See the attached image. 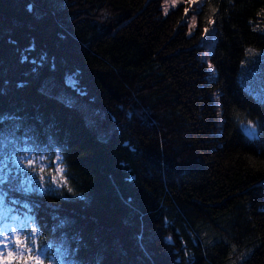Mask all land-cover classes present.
Segmentation results:
<instances>
[{"label":"trees","instance_id":"16d2710c","mask_svg":"<svg viewBox=\"0 0 264 264\" xmlns=\"http://www.w3.org/2000/svg\"><path fill=\"white\" fill-rule=\"evenodd\" d=\"M58 1L0 0V202L32 216L24 262L264 264V0Z\"/></svg>","mask_w":264,"mask_h":264},{"label":"rangeland","instance_id":"374dc122","mask_svg":"<svg viewBox=\"0 0 264 264\" xmlns=\"http://www.w3.org/2000/svg\"><path fill=\"white\" fill-rule=\"evenodd\" d=\"M49 4L59 6L61 4L58 0H47ZM209 60V57H207ZM61 89V88H57ZM61 97L65 98L68 102L77 105L83 112L87 122L96 128L100 138L108 139L115 129L114 123L108 121L104 122V111L95 104L83 99L78 94L68 90L61 89L57 92ZM32 159L29 160L31 162ZM41 160V159H40Z\"/></svg>","mask_w":264,"mask_h":264},{"label":"snow or ice","instance_id":"6c2138e0","mask_svg":"<svg viewBox=\"0 0 264 264\" xmlns=\"http://www.w3.org/2000/svg\"><path fill=\"white\" fill-rule=\"evenodd\" d=\"M189 2H191V0H189ZM213 11H215V10H213ZM208 22L209 23H215V21H213V20H209ZM189 24H190L189 35H191V26H195V25H194V22H192V21H190ZM204 31H207V29H204ZM249 51H251V50H249ZM60 159H61V157L59 156V154H57L56 160L59 161ZM41 170H43V169H41ZM17 243H21V241H19V239H18ZM16 259L17 258L15 257V255L13 253H9L7 258L4 259L3 264H15ZM19 259H20L21 264H24V257H19ZM29 264H30V262H29Z\"/></svg>","mask_w":264,"mask_h":264}]
</instances>
